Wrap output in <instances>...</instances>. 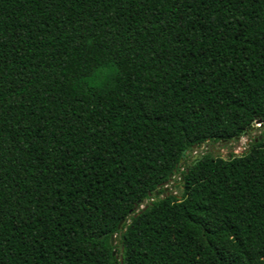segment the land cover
I'll return each mask as SVG.
<instances>
[{
    "label": "trees",
    "instance_id": "1",
    "mask_svg": "<svg viewBox=\"0 0 264 264\" xmlns=\"http://www.w3.org/2000/svg\"><path fill=\"white\" fill-rule=\"evenodd\" d=\"M61 19L69 42L0 0V264H264V131L180 170L264 126V0H63Z\"/></svg>",
    "mask_w": 264,
    "mask_h": 264
},
{
    "label": "rangeland",
    "instance_id": "2",
    "mask_svg": "<svg viewBox=\"0 0 264 264\" xmlns=\"http://www.w3.org/2000/svg\"><path fill=\"white\" fill-rule=\"evenodd\" d=\"M29 5L42 18V20L47 24L48 29L63 39L65 42H69V30L64 28V24L61 19V9L63 5V0H26ZM249 134L243 135L240 138L232 141H218V142H207L201 146H196L191 148L186 152L185 158L187 161L182 162L180 170L183 169L186 164H189L196 155L209 152L213 155H219L222 157H228L231 154L240 155L245 153L254 137L259 136L264 131V126L256 124ZM180 171H177L175 175L171 176L170 180L162 184L166 191L174 193L176 195L181 194L182 188L180 187ZM150 200L144 201L139 207H144Z\"/></svg>",
    "mask_w": 264,
    "mask_h": 264
},
{
    "label": "water",
    "instance_id": "3",
    "mask_svg": "<svg viewBox=\"0 0 264 264\" xmlns=\"http://www.w3.org/2000/svg\"><path fill=\"white\" fill-rule=\"evenodd\" d=\"M194 147H196V145H193V148H194ZM156 193H157V191H156ZM150 194H151V193H150ZM146 206H147V205H145V206L142 207V208L144 209V208H146ZM122 223H123V220L120 221V223H119V225H118V228H121ZM115 243H117L118 245H120V243H121V240L119 239V235H118V234H112V235H111V244L114 245ZM121 249L123 250V246H122ZM116 251H117V249H115V250L113 251V254H115ZM118 257L120 258V262L122 263V262H123V256H122V254L118 255Z\"/></svg>",
    "mask_w": 264,
    "mask_h": 264
},
{
    "label": "built area",
    "instance_id": "4",
    "mask_svg": "<svg viewBox=\"0 0 264 264\" xmlns=\"http://www.w3.org/2000/svg\"><path fill=\"white\" fill-rule=\"evenodd\" d=\"M259 124V123H258Z\"/></svg>",
    "mask_w": 264,
    "mask_h": 264
}]
</instances>
